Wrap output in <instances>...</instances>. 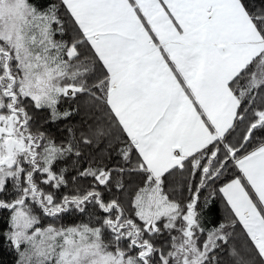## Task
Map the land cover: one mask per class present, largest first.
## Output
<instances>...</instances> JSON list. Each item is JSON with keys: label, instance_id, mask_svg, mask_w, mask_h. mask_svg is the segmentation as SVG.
Masks as SVG:
<instances>
[{"label": "snow or ice", "instance_id": "6c2138e0", "mask_svg": "<svg viewBox=\"0 0 264 264\" xmlns=\"http://www.w3.org/2000/svg\"><path fill=\"white\" fill-rule=\"evenodd\" d=\"M0 264H264V0H0Z\"/></svg>", "mask_w": 264, "mask_h": 264}, {"label": "trees", "instance_id": "16d2710c", "mask_svg": "<svg viewBox=\"0 0 264 264\" xmlns=\"http://www.w3.org/2000/svg\"><path fill=\"white\" fill-rule=\"evenodd\" d=\"M8 259H10V257H8Z\"/></svg>", "mask_w": 264, "mask_h": 264}]
</instances>
